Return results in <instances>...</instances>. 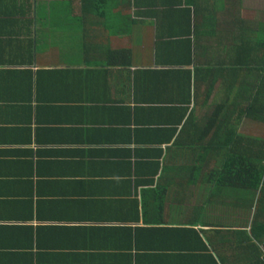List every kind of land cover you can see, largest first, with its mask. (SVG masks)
<instances>
[{"label": "crops", "instance_id": "crops-1", "mask_svg": "<svg viewBox=\"0 0 264 264\" xmlns=\"http://www.w3.org/2000/svg\"><path fill=\"white\" fill-rule=\"evenodd\" d=\"M59 1L0 0V264H264V215L204 179L230 142L232 87L254 88L231 58L245 66L247 28L264 34L257 12L44 8ZM236 134L264 145L257 118Z\"/></svg>", "mask_w": 264, "mask_h": 264}, {"label": "trees", "instance_id": "trees-1", "mask_svg": "<svg viewBox=\"0 0 264 264\" xmlns=\"http://www.w3.org/2000/svg\"><path fill=\"white\" fill-rule=\"evenodd\" d=\"M28 0H25L21 9H27L25 7ZM16 0H2L1 7L9 8L16 4ZM110 3V0H80L78 9L81 14H85L87 11H95V16H100L102 10L106 9V6ZM164 8L169 9L170 4H164ZM110 8L120 7L123 9V5L120 0L112 3ZM45 9L51 11H57L62 14L63 11L72 12L74 9L72 1H59L56 4H46ZM186 12L188 13V9ZM78 20V19H77ZM263 24H260L262 27ZM247 36L245 38L247 44H253L252 47L247 46L246 63L241 59V65L238 62H234L235 58H231V73L236 76L235 79H240L247 75L248 79L253 80V90H247L245 93L247 97L242 96V86H235L231 89V98L229 104L225 102V106L230 107L231 124H229V130L224 131V137L230 139L229 144L220 145L217 144L214 147V168L207 171L204 175V179L211 180V183L217 187H224L231 189L236 195L238 191L245 193L251 200L248 201V208L251 209L252 219H255L258 215H264V145H256L255 142L260 143L254 137L237 135L236 134V122L239 116H246L248 120L261 121L264 123V113L256 115V111L262 109L264 112V34L258 35L257 32H261L262 28L257 31L247 28ZM252 35L251 39L249 36ZM239 54H236V59H239ZM243 58V57H242ZM256 59V60H255ZM260 60V63L257 61ZM246 66H248L246 68ZM260 79V80H259ZM240 81V80H238ZM255 81H258L257 83ZM262 81V82H261ZM241 82V81H240ZM261 82V83H260ZM241 90V91H240ZM252 132V129L248 128L247 133ZM218 139V138H216ZM238 139L239 143H238ZM245 140V144L241 142ZM233 194V195H235ZM254 230L252 229V233Z\"/></svg>", "mask_w": 264, "mask_h": 264}, {"label": "rangeland", "instance_id": "rangeland-1", "mask_svg": "<svg viewBox=\"0 0 264 264\" xmlns=\"http://www.w3.org/2000/svg\"><path fill=\"white\" fill-rule=\"evenodd\" d=\"M244 2H245L244 5L246 10V16L251 15L254 11L257 12L256 18L264 21V0H244ZM229 6H230V11L238 13V0H230ZM245 10H242L241 13H245ZM246 16H244V18H246ZM248 20L251 22V25L253 27L254 18H250ZM228 196L230 197V194H228ZM228 201L229 203L233 202L231 200V197L228 198Z\"/></svg>", "mask_w": 264, "mask_h": 264}]
</instances>
